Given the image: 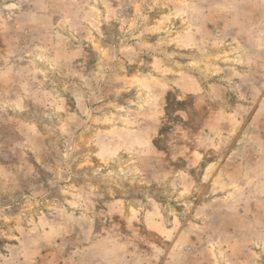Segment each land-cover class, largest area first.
<instances>
[{"label":"rangeland","instance_id":"1","mask_svg":"<svg viewBox=\"0 0 264 264\" xmlns=\"http://www.w3.org/2000/svg\"><path fill=\"white\" fill-rule=\"evenodd\" d=\"M259 27L264 0H0V264H52L37 237L74 208L98 225L155 205L174 235L213 198L195 215L220 221L157 237L156 263L264 264V99L238 95L258 93L238 60Z\"/></svg>","mask_w":264,"mask_h":264},{"label":"crops","instance_id":"2","mask_svg":"<svg viewBox=\"0 0 264 264\" xmlns=\"http://www.w3.org/2000/svg\"><path fill=\"white\" fill-rule=\"evenodd\" d=\"M256 30L257 36H259L260 34V38H262V35H264V28L259 27ZM247 31L249 30L247 29ZM243 46L246 52L243 53V59L238 60L239 62L244 63L241 67L245 70H248L246 69L247 67H255L257 70H259L258 75L260 78L257 79V81L252 82L254 84H258L257 94H255V90L257 91V88L253 85L249 86V88H245V91L243 93H239L238 95H240V97L244 94L245 96L250 95L251 99L254 100L258 98L257 104L255 105V107L258 108L262 106V100L264 99V45L262 42H260L254 44V46L253 44ZM248 51L254 52L256 54L254 60L251 57H248ZM250 61H252V63H249ZM248 74L249 73H242L241 76H239L241 79L239 81V84H241V82L243 83V81L248 80ZM185 89L186 92H189L191 88H188L187 86ZM248 89L253 92L247 93ZM221 109L223 108L221 107ZM231 109L232 111H229L230 114H232V112L237 113L236 108L232 107ZM220 112L221 111L209 112V115L205 118V122L203 123L204 126L201 128V130L204 132H213L215 128H213V126L210 124L211 119L215 114ZM232 125L233 124L231 123L224 124V126L227 128H230ZM233 155L235 156V154ZM215 164V162L211 163V169H213L214 167L216 168ZM216 172L217 170L212 173V181L217 178L216 176H214ZM258 195L261 196L263 194ZM207 200L208 203L199 201L191 207V212L184 218L183 221L180 220L178 222L177 225H179L180 223V229L174 235L173 231L176 228L175 217L173 219L156 218L155 211L161 210V208L158 207L157 209V206L155 207V205H148L146 209H143V211L146 212V214H144L146 215V219L140 220H124L125 218L123 217V220H119L120 217H118V215L122 210V207L117 205L115 209L112 208L113 210L107 212L108 215H115L116 221H113V218L109 220L105 218V220H103V223H99L98 225L97 220L91 219L88 214H83L85 210L74 208L73 215L70 214V217L67 220L64 219L62 221H56V219H53L50 224H46L47 226H49V228L43 229L40 233L41 235L37 237V248L39 247L37 255L41 257V259H52V264H157L155 250H153V248L150 250L149 247L150 243L152 245L155 244L157 237H160L161 239L159 240L163 242H175V238H178L181 235H190L192 233H189V227L191 228V225L195 224V226L197 227L206 229V227H209V224L213 223V221H220L219 217L216 218L217 213H214V215L211 216L205 215L202 216V218H200L201 215H195L197 214V211L201 210L205 212H211L212 210L216 211L217 209L220 210V206L218 204L219 202H217V204H214V198L211 200ZM186 207V209H189V206ZM193 211V217L189 218ZM151 212L153 213L151 214V217H149V214ZM114 227H116V231H113ZM209 231L213 234L215 233L212 228H209ZM207 236L209 237L208 242L217 241L215 239V234L214 236ZM43 237L46 238L44 239ZM63 238L67 240V251L64 246L60 248V242ZM142 238L145 240H143ZM140 239L147 242V250L141 251L139 247ZM218 240L220 239L218 238ZM48 241L52 243L50 256L49 252L46 251L45 246V243ZM166 253L167 252H165L164 255ZM211 253L205 251L200 256H197V254H193L189 256L190 258L189 261H187V264H214L213 260L216 259V256ZM249 257L251 256H245V258ZM164 258L165 257L161 259L160 264H167L166 259ZM244 262L247 264H252L250 262ZM226 264H234V262L228 261ZM254 264L258 263L255 261Z\"/></svg>","mask_w":264,"mask_h":264}]
</instances>
